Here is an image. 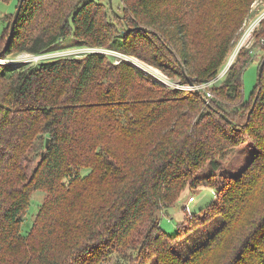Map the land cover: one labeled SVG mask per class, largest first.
Here are the masks:
<instances>
[{
  "label": "trees",
  "instance_id": "1",
  "mask_svg": "<svg viewBox=\"0 0 264 264\" xmlns=\"http://www.w3.org/2000/svg\"><path fill=\"white\" fill-rule=\"evenodd\" d=\"M253 1L121 0V14L96 0L22 2L0 44L8 59L0 63V264H125L136 255L150 264H264V70L249 98L242 78L252 49H240L212 96L170 87L105 51L6 57L98 47L204 83L219 75ZM258 34L260 67L264 19ZM243 142L253 150L241 171L216 173ZM200 186L215 190L198 213L207 215L165 232L160 212ZM40 189L45 199L24 234Z\"/></svg>",
  "mask_w": 264,
  "mask_h": 264
},
{
  "label": "rangeland",
  "instance_id": "2",
  "mask_svg": "<svg viewBox=\"0 0 264 264\" xmlns=\"http://www.w3.org/2000/svg\"><path fill=\"white\" fill-rule=\"evenodd\" d=\"M98 2H102L108 4L111 8V12L115 14H121L123 10V4L121 0H96ZM19 0H0V44L5 41L7 34L10 30V25L13 18V13L15 12V7L18 4ZM11 14H7L10 13ZM7 14V15H5ZM5 15V16H4ZM113 18V16H111ZM264 19V0H254L250 6V9L247 15L244 17V20L238 30V36L236 37L232 48L230 49L227 57L225 58L221 68L219 75L226 70L227 66L234 62L235 59L238 58L236 53L242 50H247V48L253 50L252 53L248 51L245 56H252L251 61L247 64L246 68L243 71V93L245 97H250L254 91L255 87L258 83L259 79V61L262 59L263 52L261 46V38L258 34V29L261 26V22ZM85 47V46H83ZM82 47H72L67 49H59L52 52H47L49 55H75L82 53ZM241 50V51H242ZM63 51V52H62ZM76 51V52H75ZM102 51L108 53L112 59L116 60V62L121 59H129L130 62L134 63L138 67H140L151 79H157L162 83L167 84L170 87H177L178 84H187L183 82L179 77L172 76L167 72H164L162 69L152 65L134 55H125L123 53L114 52V50H107L102 48ZM240 51V52H241ZM75 52L74 54H69ZM240 54V53H239ZM32 53L29 52H21L17 53L15 51L7 54V58L13 59L14 62L17 63H25L29 61H34L32 59ZM64 55V54H63ZM241 55V54H240ZM237 56V57H236ZM230 65V66H231ZM229 66V67H230ZM224 78V75L221 77V80ZM217 82V81H216ZM180 88V87H179ZM187 89V88H182ZM189 90V89H187ZM259 93V88L256 89L255 94L247 100L246 107H251L254 100ZM253 148L248 143H240L238 146L231 149L224 156L218 159V171L216 173L226 172V173H237L241 171L243 166L246 164L249 156L252 154ZM209 165H205L201 171L203 173H207L209 171ZM88 169H83L82 174L88 173ZM46 196V192L43 189L36 191L32 199L30 201V205L28 206L26 213L23 215V222L21 225V231L26 234L29 232L33 226L35 215L37 214L40 206L42 205ZM193 196L195 201H190V197ZM215 198V190L210 186H200V187H188L183 195L178 199L177 203L173 206L166 208L164 211H161L159 214L160 224L162 229L169 233L175 234L178 231V225L183 223L182 225L186 226L189 229L190 226H194L201 221V218L204 214L199 215L200 211L206 208ZM198 214V215H194ZM207 215V214H206ZM140 239L139 233H136L134 240L135 243H138ZM151 252H149L150 254ZM148 254V253H146ZM144 254V255H146ZM139 258V261L131 260L125 261V264H148V262L142 263V258L136 255ZM106 264H116V262L106 263ZM150 264V263H149Z\"/></svg>",
  "mask_w": 264,
  "mask_h": 264
},
{
  "label": "built area",
  "instance_id": "3",
  "mask_svg": "<svg viewBox=\"0 0 264 264\" xmlns=\"http://www.w3.org/2000/svg\"><path fill=\"white\" fill-rule=\"evenodd\" d=\"M82 51V53L80 54H83V53H86V52H91V51H102V48H98V47H82V49L78 50V51ZM63 52V51H62ZM76 52V51H75ZM75 52H72V53H69V54H74ZM239 52V51H238ZM53 53H50V57H48L49 55H47L46 53H43V54H38V55H35L33 54L32 55V59L34 61H40L42 59H49V58H56V57H61V56H71V55H65V53H62V55H51ZM64 54V55H63ZM80 54H75V55H80ZM238 53H236L237 55ZM8 59L6 58H1L0 57V63H4V62H7ZM231 65V64H230ZM229 65V66H230ZM229 66H227L226 70L223 71V73L221 75H218L215 79L211 80V81H207V82H204V83H196V82H189L187 84H178L177 87H180V88H187L189 90H196V91H206L207 92V95L208 96H212V92L209 90V87L214 84L217 80H219L223 75H225V73L227 72V70L229 69ZM194 200V197L191 196L190 197V201H193Z\"/></svg>",
  "mask_w": 264,
  "mask_h": 264
},
{
  "label": "water",
  "instance_id": "4",
  "mask_svg": "<svg viewBox=\"0 0 264 264\" xmlns=\"http://www.w3.org/2000/svg\"><path fill=\"white\" fill-rule=\"evenodd\" d=\"M23 1H24V0H20V5L18 6V8H17V10H16L15 18H14V21L12 22L11 30H12L13 27H14L15 20H16V18H17V16H18L19 12H20L21 4H22ZM263 70H264V60H263V62L261 63V65H260V67H259V79H258L259 82H261L262 74H263ZM190 82H191V81H190ZM191 83H192V82H191ZM258 95H259V93L257 94L256 99L258 98ZM223 116H224L228 121H230V119H229L226 115L223 114ZM48 143H49V139H47V145H48Z\"/></svg>",
  "mask_w": 264,
  "mask_h": 264
},
{
  "label": "crops",
  "instance_id": "5",
  "mask_svg": "<svg viewBox=\"0 0 264 264\" xmlns=\"http://www.w3.org/2000/svg\"><path fill=\"white\" fill-rule=\"evenodd\" d=\"M193 201H195V199Z\"/></svg>",
  "mask_w": 264,
  "mask_h": 264
}]
</instances>
